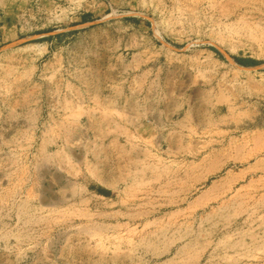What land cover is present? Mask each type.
Returning <instances> with one entry per match:
<instances>
[{"label":"rangeland","instance_id":"rangeland-1","mask_svg":"<svg viewBox=\"0 0 264 264\" xmlns=\"http://www.w3.org/2000/svg\"><path fill=\"white\" fill-rule=\"evenodd\" d=\"M0 264H264V0H0Z\"/></svg>","mask_w":264,"mask_h":264},{"label":"trees","instance_id":"trees-1","mask_svg":"<svg viewBox=\"0 0 264 264\" xmlns=\"http://www.w3.org/2000/svg\"><path fill=\"white\" fill-rule=\"evenodd\" d=\"M44 39H50V37L48 38H44ZM38 41H43V40H38ZM210 51H212L214 54H216L220 59H223V57L221 56V54L218 52L217 49L213 48V47H210L209 48ZM232 59L242 65V66H255V65H259V62L255 61V60H252V59H240V58H237V57H232ZM100 193H103L105 194V192L101 191L100 190Z\"/></svg>","mask_w":264,"mask_h":264}]
</instances>
